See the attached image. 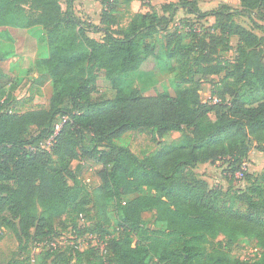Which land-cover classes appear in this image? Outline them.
<instances>
[{"label": "trees", "instance_id": "16d2710c", "mask_svg": "<svg viewBox=\"0 0 264 264\" xmlns=\"http://www.w3.org/2000/svg\"><path fill=\"white\" fill-rule=\"evenodd\" d=\"M75 1L66 0L63 10L59 0H0V28L44 27L49 56L37 66L49 75L53 88L49 108L21 112L14 96L17 79L0 66V239L11 232L36 245L51 241L55 220L62 216L79 232L87 205L104 212L111 199L119 206L117 236L105 214L97 229L90 230L100 244L77 249V261L264 264V168L260 175L244 170L251 141L264 145V36L235 20L245 17L264 32L254 19L264 18V0H238L241 9L222 4L211 12H202L200 0H178L163 6L162 15L148 9L125 26L116 18L118 7L137 0H99L102 27L78 18ZM180 10L198 21L212 17L214 33L198 32L193 25L187 32L172 26ZM90 32L103 37L97 40ZM189 37L198 39L197 44H187ZM232 38L239 43L233 61L216 57L217 47H228ZM158 46L178 66L177 82L184 86L174 95L164 92L151 99L130 93L138 77L152 78L161 71ZM222 74L219 102L203 103L202 83H213ZM100 78L112 84L114 95L98 89ZM144 129L162 137L179 132L183 138L162 143L158 152L144 157L115 144L124 134ZM78 160L100 167L101 186L93 194L80 180L84 164L70 169ZM223 161L227 190L196 176L199 165ZM238 180L244 181L243 189L236 190ZM144 190L154 194L125 202ZM147 213L155 214L163 231L146 230ZM83 228L84 233L88 227ZM220 236L225 244L211 249L209 244ZM243 238L257 244L253 259L226 250Z\"/></svg>", "mask_w": 264, "mask_h": 264}, {"label": "rangeland", "instance_id": "374dc122", "mask_svg": "<svg viewBox=\"0 0 264 264\" xmlns=\"http://www.w3.org/2000/svg\"><path fill=\"white\" fill-rule=\"evenodd\" d=\"M63 10H66V0H59ZM178 0H137L130 4V6H119L116 18L124 26L129 23L133 15L140 12L144 13L148 9L155 11L162 15V8L165 5L176 4ZM200 8L202 12H211L222 4H227L233 9H241L238 0H200ZM74 10L76 16L89 25L102 27V5L99 0H76L74 3ZM255 22L260 26H264V18L254 15ZM235 20L244 27L253 30L259 36H264V32L257 29V27L247 18L237 16ZM196 22V23H193ZM192 23V24H191ZM214 19L207 17L202 21L192 19L184 10L177 13L176 19L172 26L178 27L181 32H187L188 27L193 25L197 28L198 32L203 30L214 33L212 24ZM216 34H218L215 31ZM46 31L43 26L37 25L28 29H15L2 27L0 28V66L6 68L17 79V87L14 89V96L19 101L21 112L47 109L50 106V100L53 93L52 80L49 75L37 66L39 60L48 58L49 47L45 40ZM89 36L100 40L103 35L101 33L90 32ZM160 37L157 36L159 42ZM197 40H191L189 37L185 42L189 45H196ZM159 44V43H158ZM238 39L232 38L230 44L227 46L220 45L217 47L216 57L233 61L235 58V48L238 46ZM159 47V46H158ZM233 49V50H232ZM161 57V71L154 77H138L131 89L130 93H136L140 97L151 99L158 94L167 92L174 95L178 88L184 85L177 82V76L180 74L178 66L175 62H170L166 59L164 51L159 47L158 49ZM224 74L214 77L213 83H202L200 97L203 103L212 104L215 99H220V93L224 86ZM98 89L109 96L115 94L112 84L100 78L97 83ZM228 99H230L228 97ZM210 120H214L211 115ZM34 129L30 128V133L33 134ZM183 134L179 132H171L165 136H157L151 130H138L124 134L121 138L115 140V144L121 147L129 148L133 153L140 157L154 155L160 149V144L170 142H180ZM250 155L244 165V170L250 174L260 175L264 168V145L258 144L255 141L250 143ZM78 164H84L83 171L81 172L80 180L85 184L86 191L93 194L97 188L101 186V180L98 177L100 167L92 161H74L70 165L72 171L76 170ZM59 166L55 160L53 168ZM227 164L223 162L201 164L195 169V174L198 178L205 180L209 183L210 187H222L228 189L229 183L224 179L227 174L225 170ZM238 178H241V176ZM236 190L243 189L245 184L243 180H238L235 184ZM154 194L144 190L143 192L125 198V202L129 201L139 195ZM103 203V201H100ZM85 216H81L79 223L80 231L76 232L72 229L73 221L67 216L59 217L55 220V232L53 237L57 243V250L49 252L50 244L47 242L42 244L30 242L26 239L20 241L13 233L4 232L0 239V264H85L86 259L79 258L77 249L86 250L90 246V240L87 237L92 234L90 230H96L95 224L97 221H102L105 214L110 219V232L117 236V228H119V206L115 200L109 199L106 202L104 212L102 210L93 209L92 204H88ZM77 219V218H76ZM77 223L78 221L75 220ZM144 222L146 230L151 234L164 230L162 224L158 223L154 213H147L144 215ZM78 224V223H77ZM88 229L82 232L83 227ZM89 232V233H88ZM96 235V234H95ZM225 238L220 236L209 244V247L216 248L220 244H225ZM225 246V245H224ZM89 248V247H88ZM227 251L234 257H239L244 260L253 259L256 254L258 255L257 244L250 239L243 238L236 245L228 246ZM259 251V250H258ZM60 252V253H59ZM83 259V260H82Z\"/></svg>", "mask_w": 264, "mask_h": 264}, {"label": "built area", "instance_id": "2783aa9c", "mask_svg": "<svg viewBox=\"0 0 264 264\" xmlns=\"http://www.w3.org/2000/svg\"><path fill=\"white\" fill-rule=\"evenodd\" d=\"M218 102H219V100H218V99H215V102H214V103H218ZM66 121H67V118H64L63 120H61V122H59L58 124H56V126H55V135H54L51 139H49V141L46 143V145H45L46 148H50V147H51L52 143L54 142V137L58 134V132L61 130L62 126L66 123ZM238 176H239V177H240V176L242 177L241 174H239ZM87 237H89L88 239L90 240V246H88V247L95 246V245H97L98 243L100 244V240H99V237H98L97 235H95V234H89ZM50 246H51L52 248L56 249V248H57V243H55V242L53 241V242L50 244ZM88 247H87V248H88ZM87 248H86V249H87ZM100 249H101L102 251H104V244H102V245L100 246Z\"/></svg>", "mask_w": 264, "mask_h": 264}, {"label": "crops", "instance_id": "0c3cea01", "mask_svg": "<svg viewBox=\"0 0 264 264\" xmlns=\"http://www.w3.org/2000/svg\"><path fill=\"white\" fill-rule=\"evenodd\" d=\"M102 10H103V8H102Z\"/></svg>", "mask_w": 264, "mask_h": 264}]
</instances>
